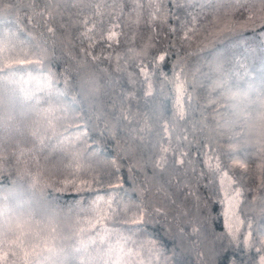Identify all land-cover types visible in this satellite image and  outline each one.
<instances>
[{
	"label": "trees",
	"instance_id": "16d2710c",
	"mask_svg": "<svg viewBox=\"0 0 264 264\" xmlns=\"http://www.w3.org/2000/svg\"><path fill=\"white\" fill-rule=\"evenodd\" d=\"M263 23L264 0H0V39L47 49L53 89L64 93L25 103L19 85L0 82V248L10 260L25 264L16 224L28 217L55 236L54 254L40 245L28 264H99L95 248L77 251V239L102 199L120 209L101 222L111 242L134 234L124 264H259L264 147L246 127L264 93L248 91L243 103L232 94L237 79L248 88V76L260 78L252 65L264 62ZM234 58L246 78L226 80ZM49 104L58 119L41 142L33 133ZM217 162L221 172L210 169ZM222 172L244 193L235 239ZM33 243L23 238V248Z\"/></svg>",
	"mask_w": 264,
	"mask_h": 264
},
{
	"label": "snow or ice",
	"instance_id": "6c2138e0",
	"mask_svg": "<svg viewBox=\"0 0 264 264\" xmlns=\"http://www.w3.org/2000/svg\"><path fill=\"white\" fill-rule=\"evenodd\" d=\"M159 6H157V11ZM49 32L53 30L48 29ZM115 36L112 33L108 36L111 40ZM16 39L15 36L12 39H0V82H11L20 86V91L23 94L22 101L27 103L35 99L37 105L41 103L39 93L47 91L49 98L53 94L64 95L62 91H55L53 89V82L57 80V77L50 70H47L46 61L48 60L49 53L47 49H38L31 45L30 42L14 43ZM27 44V47H25ZM159 61H164L165 57L163 55L159 56ZM142 74L147 75L146 70L142 69ZM65 83H68L67 78ZM67 110V106H64ZM56 109L49 104L48 107L41 108L38 115V127L33 133L38 139L43 142L41 129L44 132L48 130H54V122L58 119L55 115ZM157 166H160V162H157ZM210 169L217 172H221V165L217 162L215 165H209ZM233 167L245 170L247 165L239 160H233ZM225 181H227V186H225ZM221 191L224 195V200L226 203L225 216L229 221L228 224V234L233 239H235L236 234L241 230V222L236 217V209L241 205V198L244 193L242 187L238 186V182L229 177L228 172H222ZM231 189V191H229ZM112 201L105 202L102 199H98L95 202L94 210L97 213L94 220L84 221L82 225L78 227V239L77 251H87L90 248H95L97 250V257L99 264H124L122 257L132 256L133 253L130 250H126L129 243H135L134 234L133 235H117L116 242L113 244L112 232L110 229L103 227L101 222L105 220L110 213H115L120 211V209L112 207ZM126 210V209H125ZM134 223L141 226L145 223V215L142 214L135 219ZM100 225L97 230V226ZM251 227V225H249ZM16 228L19 232V238L21 239V250L23 252V257L25 264H28V258L31 256H39L41 253L38 251L40 245H44V250L48 251L50 254H54L55 250L51 247V241L55 239L52 233H45L39 226L32 227L28 221L18 222ZM96 230V234L92 235V231ZM136 232L142 231V227H137ZM195 231V230H194ZM259 231L264 235V226H260ZM31 236L35 243L32 244L31 250L23 248L22 241L26 236ZM244 244L246 247H251V233H247L244 236ZM152 249L159 255V249L153 244ZM260 252L259 249H257ZM15 256L13 252L11 254ZM138 255V253H137ZM115 257V259H113ZM50 257H45L49 259ZM0 264H15L14 260H10L9 252L0 248ZM81 264H84L82 261ZM88 264H96L95 261L90 260ZM143 264V262H140ZM259 264H264V255L260 256Z\"/></svg>",
	"mask_w": 264,
	"mask_h": 264
},
{
	"label": "rangeland",
	"instance_id": "374dc122",
	"mask_svg": "<svg viewBox=\"0 0 264 264\" xmlns=\"http://www.w3.org/2000/svg\"><path fill=\"white\" fill-rule=\"evenodd\" d=\"M226 28V26H225V24H223L222 26H220V30H223V29H225ZM217 33V31L214 33V34H216ZM138 43H139V39H138ZM143 43V41L141 42V43H139V45H141ZM146 45V44H145ZM144 45V46H145ZM143 46V47H144ZM146 47V46H145ZM234 48V46H232V45H229V46H226V47H223L222 49H220L217 53H216V55L217 54H222V53H224L225 51H227V50H230V49H233ZM245 53H246V56H247V58H251V52L248 50V49H246V51H245ZM211 59H216V56H215V54H214V56L211 58ZM238 59V58H237ZM236 58H234V64H235V66H234V69L233 70H231V72L229 71V72H226V73H223V75L226 77V80L230 77V76H232V75H234V74H236V75H238V74H240L242 71L240 70V63L238 62V60H237ZM212 61V60H211ZM210 61V62H211ZM255 62H254V64L252 65V67L255 69V70H257L258 72L259 71H261V73L259 74L260 75V78L259 77H255V76H248V81H247V87L248 88H241V86L242 85H237V83H238V79L236 80V82L235 83H233L235 86H237L236 88H237V93H235V94H232L234 97L235 96H237L238 97V99L240 100V103H243V101H245V98H246V96H247V94H248V91H254V93H260L261 91L264 93V62H262V61H260V60H254ZM210 62H209V64H210ZM221 65V64H220ZM217 66V65H216ZM219 67V66H218ZM221 71V70H220ZM241 75V74H240ZM243 78H246L245 76L246 75H244V74H242L241 75ZM87 83V82H86ZM225 83H228V81H225ZM230 83H232L231 82V80H230V82L228 83V85L230 84ZM227 85V84H226ZM261 89V90H260ZM252 91V92H253ZM227 94V93H226ZM253 113V112H252ZM252 136H254V138L256 139V141L258 142V145H259V148H261V147H264V137H262V136H260V135H256V134H254V135H252ZM251 146H253V145H251Z\"/></svg>",
	"mask_w": 264,
	"mask_h": 264
},
{
	"label": "clouds",
	"instance_id": "9594fccd",
	"mask_svg": "<svg viewBox=\"0 0 264 264\" xmlns=\"http://www.w3.org/2000/svg\"><path fill=\"white\" fill-rule=\"evenodd\" d=\"M246 131L264 137V99L255 102V108L251 119L247 122ZM24 221H28L34 228L39 226V229H42L46 234L52 233V226L48 223L28 217L20 218L17 223ZM52 242L50 243L52 244Z\"/></svg>",
	"mask_w": 264,
	"mask_h": 264
},
{
	"label": "bare ground",
	"instance_id": "6f19581e",
	"mask_svg": "<svg viewBox=\"0 0 264 264\" xmlns=\"http://www.w3.org/2000/svg\"><path fill=\"white\" fill-rule=\"evenodd\" d=\"M264 24V23H263Z\"/></svg>",
	"mask_w": 264,
	"mask_h": 264
}]
</instances>
